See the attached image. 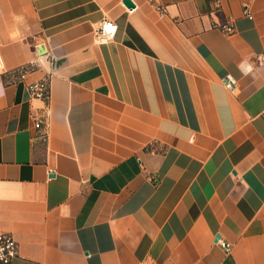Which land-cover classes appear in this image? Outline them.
I'll return each mask as SVG.
<instances>
[{"label": "crops", "instance_id": "crops-1", "mask_svg": "<svg viewBox=\"0 0 264 264\" xmlns=\"http://www.w3.org/2000/svg\"><path fill=\"white\" fill-rule=\"evenodd\" d=\"M131 1L0 0L12 264H264V0Z\"/></svg>", "mask_w": 264, "mask_h": 264}, {"label": "built area", "instance_id": "built-area-1", "mask_svg": "<svg viewBox=\"0 0 264 264\" xmlns=\"http://www.w3.org/2000/svg\"><path fill=\"white\" fill-rule=\"evenodd\" d=\"M149 2H155V0H148ZM155 9L160 14H164V8L160 5H156ZM244 14L248 18H252L251 11L248 7H245ZM220 31L225 34H232L235 29L234 25L229 22L222 25ZM117 26L110 20H102L96 27L94 35L97 43H106L112 41L115 38ZM264 57V55H263ZM28 70L26 67H22L17 70L19 78L25 79ZM223 87L233 94L236 89V81L231 76L227 75L223 79ZM27 91L29 95L34 99L47 100L49 98V83L47 80L34 81L27 84ZM214 243L220 246L225 252H229L231 244L227 243L219 235L214 237ZM18 255V244L10 233L0 232V264H12V260Z\"/></svg>", "mask_w": 264, "mask_h": 264}, {"label": "water", "instance_id": "water-1", "mask_svg": "<svg viewBox=\"0 0 264 264\" xmlns=\"http://www.w3.org/2000/svg\"><path fill=\"white\" fill-rule=\"evenodd\" d=\"M123 2L128 8H134V3L131 0H123Z\"/></svg>", "mask_w": 264, "mask_h": 264}]
</instances>
